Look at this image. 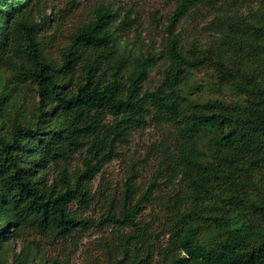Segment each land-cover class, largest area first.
I'll list each match as a JSON object with an SVG mask.
<instances>
[{
    "label": "trees",
    "instance_id": "obj_1",
    "mask_svg": "<svg viewBox=\"0 0 264 264\" xmlns=\"http://www.w3.org/2000/svg\"><path fill=\"white\" fill-rule=\"evenodd\" d=\"M30 1L0 0V67L24 73L39 96L35 119L8 112L0 126V264H63L41 240H77L91 226L106 264H264V0H176L161 51L133 60L114 42L118 15L100 4L70 32L61 64L44 53ZM207 14L209 41L188 39L183 23ZM80 48L106 50L107 63L89 58L71 85ZM209 67L234 101L183 91ZM152 123L144 166L130 165L105 211L72 212L73 200L91 206L85 179ZM83 149L73 183L66 168L60 187L36 178L38 167ZM18 240L28 244L16 263Z\"/></svg>",
    "mask_w": 264,
    "mask_h": 264
},
{
    "label": "rangeland",
    "instance_id": "obj_2",
    "mask_svg": "<svg viewBox=\"0 0 264 264\" xmlns=\"http://www.w3.org/2000/svg\"><path fill=\"white\" fill-rule=\"evenodd\" d=\"M100 4L111 6L118 18L111 22L114 42L118 53L136 59L143 54L159 53L163 47L166 29L170 15L176 8V0H31L30 8L37 23L38 37L41 40L46 57L57 64L62 63L63 54L71 44L69 34L77 25L90 20L94 16V9ZM6 9V6H5ZM207 14L202 19L184 22V34L188 39H196L202 44L212 37L211 31L206 28L212 18ZM126 21V22H125ZM182 26H177L180 31ZM78 59L68 76L73 85L81 74V66L85 61L97 59L101 66L106 65V50L101 54L94 49L80 48ZM20 75V77H17ZM157 68L154 66L148 80L156 82ZM216 76L213 70L204 68L195 70L183 87V91L192 98L204 100L220 98L226 102L235 100V97L215 84ZM39 96L34 84L22 72H15L11 67H0V126L6 127V117L11 112L14 117L33 120L37 115ZM111 119L107 115V120ZM156 126L154 123L142 130L133 132L129 142L122 143L124 152L113 160L103 163L93 175L85 179L90 194L91 206L81 207L76 200L70 202V210L79 217H99L108 204V195L123 190V181L131 164L136 163L140 168L144 166L148 153V145L155 139ZM85 150L76 152L67 160H51L48 164L38 167L36 178L41 179L45 186L60 187V177L63 168L72 183L76 176L85 169ZM40 162H38V165ZM3 192V191H2ZM148 210L142 212L148 217ZM98 235L92 230L81 234L77 240L64 241L58 239L48 242L42 239L40 249L47 258L57 257L63 264H106L105 255L100 245L94 244ZM31 239H40L39 235L32 234ZM28 242L18 240L15 245V254L11 261L18 263L22 259L24 245ZM122 256V254H121ZM183 254H176L174 258H182ZM45 257V259H47ZM39 259V258H38ZM37 259V260H38ZM40 260V259H39Z\"/></svg>",
    "mask_w": 264,
    "mask_h": 264
}]
</instances>
